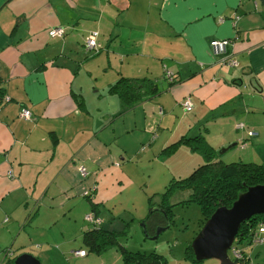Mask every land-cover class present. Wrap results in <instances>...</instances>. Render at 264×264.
<instances>
[{"label": "crops", "instance_id": "1", "mask_svg": "<svg viewBox=\"0 0 264 264\" xmlns=\"http://www.w3.org/2000/svg\"><path fill=\"white\" fill-rule=\"evenodd\" d=\"M55 28L65 36L50 37ZM91 31L98 53L83 48ZM216 40L229 41L226 55L212 53ZM119 78L148 81L154 94L122 109L107 93ZM0 91V264L32 245L58 252L71 224L83 232L89 189L103 230H134L146 218L132 210L133 186L143 205L150 185L206 163L186 147L162 154L181 138H202L212 162L233 143L251 145L238 160L264 161V0H0ZM87 256L72 259L122 264L116 251Z\"/></svg>", "mask_w": 264, "mask_h": 264}, {"label": "trees", "instance_id": "2", "mask_svg": "<svg viewBox=\"0 0 264 264\" xmlns=\"http://www.w3.org/2000/svg\"><path fill=\"white\" fill-rule=\"evenodd\" d=\"M63 36H65V30H63V34L57 38L61 39ZM87 36L84 39V51L86 53H98L101 50L100 45L97 43L98 33L96 37L97 46L93 50H88L85 48V40ZM108 88L109 89L107 90V93L118 98L122 109L131 108L140 100L146 99L147 97L150 98L153 96L155 90V87L148 81H139L126 78H119ZM80 98V95H74V99L77 102L78 107L83 109V101L81 100L82 98ZM4 99L5 97L0 91V102H4ZM180 147L188 148L190 152L198 154L206 162L204 165L196 168L186 178L172 179L170 181L172 183L174 182V186L177 188H186L188 191H190L191 194L185 203H194L200 209L201 220L195 235L201 229L204 222L216 209L221 207L229 208L237 199V197L247 188L264 185V164L242 162L225 164L219 160L212 162L215 153L200 137H183L178 142L166 147L162 154L166 157H169L173 155ZM169 190L170 189L167 188L166 193L161 194V199L165 195L167 197ZM95 193V189H89L83 193L82 197L89 207L90 213L88 215L91 216V221H86L84 218V222L87 224V227L86 229H83L84 231L81 233V247L80 249L73 250L71 252V258L82 259L87 255L99 256L109 250H115L118 253L122 264L167 263L164 257L156 254L155 252L150 254H142L127 250L118 242V237L120 235H125V232L116 233L103 230L101 228L103 221L98 216L102 204L95 202V198H93ZM148 205L150 214L145 220L142 221V223L144 224L146 230V236L152 238L155 235L156 228L163 227L166 224L167 226H171L173 215L171 212L172 207L170 204L166 203L165 199L163 201L161 200L160 205H157L158 210H154L155 205H153L150 201ZM260 225H264V215L254 216L243 222L236 234V243L239 244L244 240L251 243L253 233L258 230ZM190 243L185 251V260L190 258L193 263H199L194 258L193 252L190 248ZM80 253H83V255H80ZM13 261L14 260H12V264ZM233 262L236 264H246L247 260L245 258V254L241 253V257L239 259H233Z\"/></svg>", "mask_w": 264, "mask_h": 264}, {"label": "rangeland", "instance_id": "3", "mask_svg": "<svg viewBox=\"0 0 264 264\" xmlns=\"http://www.w3.org/2000/svg\"><path fill=\"white\" fill-rule=\"evenodd\" d=\"M190 137L194 138L196 137V135ZM225 148H221L219 151H217V154L220 155L219 152ZM247 149H251V145L246 146L245 144V148L241 149L240 145L238 144L234 148L227 150L222 155V161L221 160L220 161L225 164L236 163L239 161H241L242 163L264 164V161H262L259 158L258 154H256V158L254 159V161H250L245 157L241 158L240 160L236 158L237 155L243 153V151ZM131 172L134 173V171ZM170 183L165 185L163 189H161L162 186L161 183H159L158 185L157 184L150 185L151 189L147 190L148 195L146 196L144 201L145 203H147V205H144L145 203L142 205V197L136 190L139 183H137L135 186H133L130 189L129 196L134 195L137 199V201L136 200L133 201L135 203V206L131 208L132 210L137 211L136 215L139 218L140 217L146 218L147 216H149L150 214V209L148 205L149 201L153 205H155L154 206L155 210H158L157 205H160L161 200L163 201L165 199L166 203L170 204L172 207L171 212L173 217H172L171 226H169V228L166 231L162 232L158 236L157 240L153 241L146 236V230L142 222L140 223L133 222L132 224L134 225L133 226L135 228L134 230L128 229L118 232V233H122V232L126 233L125 235H120L118 237V242L119 243L122 242L124 244L122 246H124L127 250L131 252H139L142 254H150L155 252L156 254L166 259L167 262L166 264H218V262L215 260H205L199 263H193L190 258L185 260L186 248L188 247L189 243L192 241L195 232H197L198 230L199 222L201 220V214H200V209L196 204L185 203L188 200L191 192L188 191L186 188H177L176 186H174V182L173 183L170 182ZM142 188L144 189V187ZM167 188L170 189L167 194V197L165 195L161 199V194L163 193L165 194ZM156 190L157 193L153 194V192ZM122 202L123 204L125 203L124 201ZM81 203H83V205L86 207L88 211L87 203L84 200L81 201ZM138 203L140 204L141 207L137 205ZM105 209L108 208L107 207L103 208V210ZM102 214H104V211H102ZM124 217L126 219H130L129 215L127 214H124ZM62 221L64 225L68 227V221H66L65 219H62ZM77 228L78 226L74 227L71 224L70 229L66 230V234L70 237V242L67 245H62V247L58 249V252L51 249L50 247L42 246L41 250L42 252H44V254L41 255L37 253L39 252L38 245H32L29 247V249H25V251L30 253L32 257L36 258L40 262V264H64L66 263V260L71 254V252L76 248H78V243L80 244L79 236L81 235L82 232H77ZM83 229H86V226H84ZM6 238L7 235L1 234L0 243H2L3 240ZM233 245L234 247L237 248L238 251L241 250L244 252L245 258L247 260L246 264H264V243L251 244L248 241L244 240L239 244H237L236 241H234ZM111 251H115V250H111ZM1 254L2 253H0V256ZM59 255L61 256V260ZM95 257L96 256L94 255L87 256V258H95ZM228 257L233 261V254L231 251L228 252ZM68 261L69 262H67L66 264H75V261L77 260H73L71 258Z\"/></svg>", "mask_w": 264, "mask_h": 264}, {"label": "water", "instance_id": "4", "mask_svg": "<svg viewBox=\"0 0 264 264\" xmlns=\"http://www.w3.org/2000/svg\"><path fill=\"white\" fill-rule=\"evenodd\" d=\"M236 145L237 143H233L227 146L219 154ZM259 215H264V185L247 188L229 208L221 207L212 213L190 243L195 260L197 262L215 260L218 264H236L228 257V251L231 250L239 227L251 217ZM168 228L169 225L158 227L155 235L149 239L157 240L158 236ZM13 264H40V262L31 255L22 254L15 258Z\"/></svg>", "mask_w": 264, "mask_h": 264}, {"label": "built area", "instance_id": "5", "mask_svg": "<svg viewBox=\"0 0 264 264\" xmlns=\"http://www.w3.org/2000/svg\"><path fill=\"white\" fill-rule=\"evenodd\" d=\"M63 34V29L61 28H55L53 30H51L49 32V36L50 37H60ZM96 37H97V33L96 32H91L89 33V35L87 36L86 40H85V48L88 50H93L94 48H96L97 44H96ZM229 45V41L227 40H216V41H212L210 46H211V51L214 55H226L227 54V47ZM228 65L230 66H236V64L229 60L227 61ZM170 73H166V78L169 79V81H171V77H170ZM4 101H6V99H4ZM181 107L182 110L185 113H188L192 110V103L190 101V98H185L182 103H181ZM20 119L24 120V121H29L31 119V113L26 110L23 109L20 114H19ZM242 127L241 125H237L236 128L239 129ZM249 136H252V133H248ZM243 148V146H242ZM79 173L82 176H85V171L83 168H79ZM85 220L86 221H91V216L87 215L85 216ZM255 243V244H262L264 243V225H260L258 230H256V232H254L252 238H251V244ZM231 252L233 254V258L234 259H239L241 257V252L237 250V248H232ZM79 254V253H78ZM80 255H83V253H80Z\"/></svg>", "mask_w": 264, "mask_h": 264}, {"label": "clouds", "instance_id": "6", "mask_svg": "<svg viewBox=\"0 0 264 264\" xmlns=\"http://www.w3.org/2000/svg\"><path fill=\"white\" fill-rule=\"evenodd\" d=\"M242 146H243V148H244L243 143L240 144V148H241V149H243ZM232 248H234V245H232L231 249H232ZM230 251H231V250H229L228 252H230ZM240 252H241V251H240ZM6 253H7V252H6ZM241 253H242V252H241ZM233 259H234V258H233Z\"/></svg>", "mask_w": 264, "mask_h": 264}, {"label": "flooded vegetation", "instance_id": "7", "mask_svg": "<svg viewBox=\"0 0 264 264\" xmlns=\"http://www.w3.org/2000/svg\"><path fill=\"white\" fill-rule=\"evenodd\" d=\"M166 226H167V224H166L165 226H163V227H166ZM156 229H157V228H156ZM156 229H155V230H156ZM253 234H254V233H253ZM234 248H236V247H234ZM9 254H10L9 252L6 253V255H9Z\"/></svg>", "mask_w": 264, "mask_h": 264}]
</instances>
